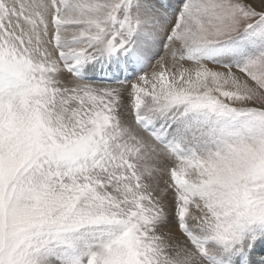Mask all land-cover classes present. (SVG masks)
I'll return each mask as SVG.
<instances>
[{
    "label": "snow or ice",
    "instance_id": "6c2138e0",
    "mask_svg": "<svg viewBox=\"0 0 264 264\" xmlns=\"http://www.w3.org/2000/svg\"><path fill=\"white\" fill-rule=\"evenodd\" d=\"M0 264H264V0H0Z\"/></svg>",
    "mask_w": 264,
    "mask_h": 264
}]
</instances>
